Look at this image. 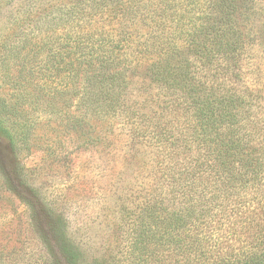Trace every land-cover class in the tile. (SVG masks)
<instances>
[{"label": "trees", "instance_id": "1", "mask_svg": "<svg viewBox=\"0 0 264 264\" xmlns=\"http://www.w3.org/2000/svg\"><path fill=\"white\" fill-rule=\"evenodd\" d=\"M23 21L57 35V72L73 55L82 144H100L92 120L121 121L152 149L123 264H264V0H77ZM23 46L19 74L40 71L46 43ZM2 239L8 264L26 228Z\"/></svg>", "mask_w": 264, "mask_h": 264}, {"label": "rangeland", "instance_id": "2", "mask_svg": "<svg viewBox=\"0 0 264 264\" xmlns=\"http://www.w3.org/2000/svg\"><path fill=\"white\" fill-rule=\"evenodd\" d=\"M76 1L1 3L0 242L6 243L2 233L18 224L27 236L23 245L9 242L15 250L8 264H39V258L47 259L45 264L125 263L130 256L126 220L138 211L150 179L152 149L132 141L121 121L111 128L91 121L97 147L82 144L84 137L73 132V55L57 72V35L24 36L12 27L25 25L29 14ZM26 38L46 46L29 54L41 70L19 74L14 63L27 59Z\"/></svg>", "mask_w": 264, "mask_h": 264}]
</instances>
